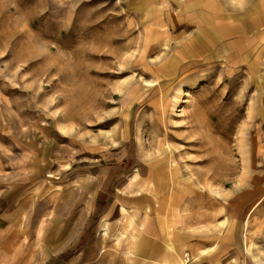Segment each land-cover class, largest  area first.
Instances as JSON below:
<instances>
[{
    "label": "rangeland",
    "instance_id": "obj_1",
    "mask_svg": "<svg viewBox=\"0 0 264 264\" xmlns=\"http://www.w3.org/2000/svg\"><path fill=\"white\" fill-rule=\"evenodd\" d=\"M207 1L0 0V264L65 260L56 243L86 220L88 174L128 146L151 171L118 180L139 207L119 226L170 264H264V0L213 3L254 22L249 56L225 53L230 38L189 50ZM181 8L193 18L167 28Z\"/></svg>",
    "mask_w": 264,
    "mask_h": 264
},
{
    "label": "crops",
    "instance_id": "obj_2",
    "mask_svg": "<svg viewBox=\"0 0 264 264\" xmlns=\"http://www.w3.org/2000/svg\"><path fill=\"white\" fill-rule=\"evenodd\" d=\"M208 7L213 10L205 11L203 17H199V21L195 20L192 16L186 17L184 10L181 8V12L179 13L181 15L174 16V19H171V17L167 15L165 26L174 30L176 25L179 24L180 18L187 22L188 18H193L189 23L193 24L197 32L200 30L205 34H229L232 36L230 39L238 38L237 34H245L246 38L251 37L253 40L254 36L251 34H258V32L253 31L254 22L250 20L246 21L245 31H243L242 27L237 24L239 21L236 19V15L233 14L232 9L229 11L230 14L227 13L226 16L223 14L224 12H220L221 8H217L215 4L212 6L208 5L206 9ZM187 24L184 25V28H187ZM261 34H264V32ZM241 40L243 39L241 38L239 43H241ZM127 151L129 155H131L133 149L128 146V148L124 149V154L121 158L110 164L101 165L95 175L88 174V176L96 178L91 182L90 186V191L94 196L87 204L85 212L86 220L80 228L77 223L70 224L67 232L64 233V242L61 239L57 240L56 244H58L59 249L69 247L71 251H69V255L65 260H61L55 264H170L174 262L173 255L169 252V249L167 250L165 244L159 247L160 244H157L156 241L144 237L142 233L133 228H129L125 223L122 226L114 224L122 216L121 206L126 208L127 215L128 209L138 210L139 208L131 206L126 207L125 205H121L117 200L118 198L129 200L127 196L122 197L114 193L118 189V180L126 177L130 179H143L146 178L151 171L149 166L141 162L136 153L133 155L135 156V161L132 159L133 157H126L128 154ZM132 212H134V214L129 216L130 220H134L138 213L135 212V210ZM8 216L9 217L3 216V218H1L5 221L9 220L3 230H7L11 225L10 221L14 218L17 219L19 216L22 217V213L21 211H13L9 213ZM104 224L108 225L106 235L103 234ZM111 225H115L116 227L114 240L108 238ZM127 236V241H125ZM116 237L118 238L117 242L115 240ZM122 238L125 239L123 240ZM120 240L123 241L119 242ZM115 242L123 244L121 245L122 249L117 250L113 248L115 246H113V243ZM167 246L170 248L169 245ZM1 258H3V256H0V260ZM182 258L181 260H183ZM186 260L188 263V259ZM177 263L179 264V262Z\"/></svg>",
    "mask_w": 264,
    "mask_h": 264
},
{
    "label": "bare ground",
    "instance_id": "obj_3",
    "mask_svg": "<svg viewBox=\"0 0 264 264\" xmlns=\"http://www.w3.org/2000/svg\"><path fill=\"white\" fill-rule=\"evenodd\" d=\"M190 1V3H193V2H196V1H200V0H189ZM210 2H214V0H209V1H207L205 4H203V6H201V8L203 7L204 9H201V12H200V10H196L199 14L200 13H204L205 11L207 12V11H210L211 9L208 7L207 9H206V7L208 6V5H213V3H210ZM152 12V11H151ZM151 12H150V15H151ZM220 12H224L223 14L224 15H226L227 16V11H225V10H221ZM229 12V11H228ZM156 13V12H155ZM196 13V12H195ZM197 14V13H196ZM228 14H230V13H228ZM242 30L243 31H245V27H242ZM195 36H197V38H199V36L200 37H202L203 38V41H199L198 39H196V38H194V39H191L190 41H188V48H189V50H191L192 51V53L193 54H197V55H200L201 53L199 52V48L201 47V46H199L198 44L200 43V42H204L205 43V45H206V47L207 46H211V45H213V43L216 41V39L217 38H219V39H229V38H231L232 36H230L229 34H194V37ZM226 36H229V37H226ZM242 39L243 40H241V43H239L240 42V40H238L239 42H237V40L236 39H232V40H230V41H227V42H223V44H225L224 45V47H225V53H228V52H230V51H235V50H237L238 49V51H239V48L240 49H242V51H240V53L242 54H245V56H249L252 52H253V43H254V40H253V38H251V37H249V38H246L245 37V35L242 37ZM260 39V38H259ZM257 43H259V42H257ZM240 45V46H239ZM221 46H222V44L220 45V48H221ZM213 48V47H212ZM201 49H203V47L201 48ZM259 50H260V48H259ZM207 52V51H206ZM259 53H258V56H259V54H260V52H262V50L261 51H258ZM261 84H262V81H261ZM126 214H127V211L126 210H123L122 211V216H121V218L118 220V221H116L115 223L118 225H120L123 221H124V218H126L125 216H126ZM248 219V218H247ZM246 219V221H245V223H243L244 225H246L247 223H248V221H250L249 219L247 220ZM235 225H237V223H235ZM108 229V225L107 224H104V232H106V230ZM104 235H105V233H104ZM133 237V236H132ZM117 240V239H116ZM184 262H185V259L184 260H182V261H180L179 262V264H184Z\"/></svg>",
    "mask_w": 264,
    "mask_h": 264
}]
</instances>
